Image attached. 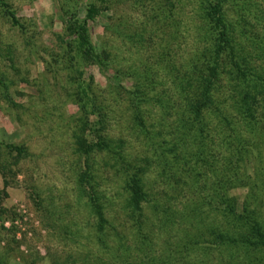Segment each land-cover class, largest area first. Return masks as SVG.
Masks as SVG:
<instances>
[{
    "label": "rangeland",
    "instance_id": "374dc122",
    "mask_svg": "<svg viewBox=\"0 0 264 264\" xmlns=\"http://www.w3.org/2000/svg\"><path fill=\"white\" fill-rule=\"evenodd\" d=\"M90 1L0 0V261L264 262V247L240 241L250 235L244 219L220 203L229 197L264 227V100L253 93L255 119L239 111L229 57L213 89L221 113L203 112L204 161H194L197 142L180 128L193 64L211 44L203 0H93L88 31L99 62L75 57L66 27L85 17ZM224 8L244 58L264 66V0H226ZM135 82L148 85L147 136L130 108ZM91 108L105 115L100 134L122 157L96 149L84 161L79 141L96 139ZM139 164L147 196L138 211L125 181ZM85 169L106 218L101 229L80 185ZM223 228L236 244L214 240Z\"/></svg>",
    "mask_w": 264,
    "mask_h": 264
},
{
    "label": "trees",
    "instance_id": "16d2710c",
    "mask_svg": "<svg viewBox=\"0 0 264 264\" xmlns=\"http://www.w3.org/2000/svg\"><path fill=\"white\" fill-rule=\"evenodd\" d=\"M225 1L226 0H203L202 18L204 19L205 24H208L209 26L211 44L203 51L202 55L204 59L200 66L196 63L193 64V68H196V71L194 72L196 79L193 82V86L187 90L188 98L183 104L180 113L181 116L179 118L181 123L180 128L183 130V134L191 131V134H193L191 136H193L197 142L195 143L194 149L195 162L198 160H205L207 124L204 121V110L215 109L221 113L219 106H217L215 98L213 97V89L217 86L216 82L218 81V77L223 70L222 68L226 65V57H229L230 60L227 61L229 66L228 73L230 74L229 79L231 80V89L237 98L236 101L238 103L239 111L248 117V119H255L254 117L259 106V99H257L253 93L260 94L261 100H264V66H256L255 64L250 63L249 59L244 58V55L241 53V48L233 39L231 31L235 23H233L226 13L224 8ZM95 10L96 7L92 0L86 7V14L83 19L69 20L66 25L70 34L74 35L75 57H77V59L81 58L83 61L91 59L99 62L100 60L99 55L93 50L88 31V20L93 17ZM11 16L16 21L13 13H11ZM259 69H261V72ZM145 85L146 86L143 87V85L135 82L132 84V89L129 90L132 95L130 98V108H132L134 112L133 118L140 126L142 132L147 136L148 133L146 132L149 130L147 127L144 129L145 125L142 116L143 103L146 100V97H144V90L148 86L147 84ZM82 93L87 99L88 94H86L87 91L84 87L82 88ZM88 104L93 107L94 101H88ZM90 110L92 112L91 114L96 116V119L91 122L92 125L90 127L92 128L90 130L91 132L93 131L96 139H92L91 141L81 139L79 141L80 151L83 154L84 161L87 163V155L90 151L96 149H107L110 150L111 153H116L118 156L122 157L120 152L115 148V144L100 134V130H102L104 126L103 122L105 115L99 109L91 108ZM6 145L16 150L18 154H21L24 150L23 146L20 145L10 143H7ZM158 146L160 147L161 144L159 143ZM88 169H85L80 173L79 181L83 191L87 192L89 201L96 215L97 228L101 229L106 218L102 207L98 202L94 186L88 183L90 174ZM143 169V166L140 164L134 166L127 175L125 181L128 190V202L133 209H137L138 211L141 209V203L147 196L141 177ZM176 183L177 182H175V185ZM222 199H225L226 201H223ZM220 203L222 208L234 215L238 214L240 218H243L244 224L248 225L250 228L249 237L245 235L246 233H243L242 237L244 238L240 239V241L244 243L243 245L249 247L248 244H252L257 247H264V227L256 219L251 218L249 214H243L242 210L238 212V205L234 202L232 203L229 197L221 198ZM247 230L248 229H246V231ZM212 233H214V240L220 241L218 243L227 242L236 244L238 241L236 237L229 234L224 228L212 231ZM0 264L3 263L0 261ZM63 264L72 263L65 262ZM259 264H264V262Z\"/></svg>",
    "mask_w": 264,
    "mask_h": 264
}]
</instances>
